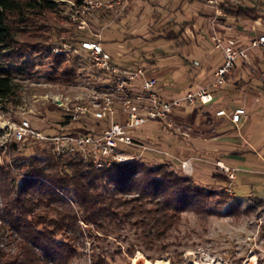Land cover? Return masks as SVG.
Listing matches in <instances>:
<instances>
[{"label":"rangeland","instance_id":"374dc122","mask_svg":"<svg viewBox=\"0 0 264 264\" xmlns=\"http://www.w3.org/2000/svg\"><path fill=\"white\" fill-rule=\"evenodd\" d=\"M56 1L60 5L58 14L45 17L48 26L53 24L56 31L40 40L34 35L33 24H20L11 18L17 34L16 55L35 67L18 78L20 87L16 99L0 105V264H23L18 249L21 236L11 228L9 204L17 196L18 186L28 178L30 166L37 160L48 170L59 160L79 158L58 156L50 144L33 139L16 144L8 135L23 121L45 134H53L64 121V112L54 105L53 98L74 97L80 91V82L87 80L86 61L78 56L77 60L71 61L76 69L75 78L71 82L64 77L56 78L52 73L53 64L47 57L51 47H60L57 42L67 39L71 33L77 42L72 43L73 40L68 38L69 49L79 48V41L97 40L96 35L101 34L104 49L113 63L121 70H142L146 77L155 78L165 99L182 97L197 86L210 84L215 70L224 63L222 53L210 40V8L202 3L130 0L122 12L97 11L86 16L84 27L88 31H84L79 29L81 21L77 19L76 10L71 9L72 3L78 5L82 0ZM229 2L239 8L254 9L258 18L264 19V0ZM61 18L66 23H62ZM241 21L246 23L244 31H238L237 22L232 21L234 26L222 22L217 30L223 36L235 37L248 44L253 39L254 23L247 18ZM40 24L42 20L37 26ZM65 54L76 56L72 52ZM256 55L262 58H257L254 65L246 66L245 62L238 61L228 74L230 86L223 88L219 95L221 93L223 99L227 96L224 92L231 93L230 98L248 94V109L256 98L259 99L250 112L248 126L239 132L230 130L229 136L264 147V52ZM141 82V79L135 81L133 93H139ZM99 90H110V84H102ZM228 105L238 107L242 102L230 101ZM215 109L199 114L195 127L190 126L189 121L182 128L176 123L173 128L159 122L146 124L132 133L136 144L123 148L124 154L129 156L127 162H138L148 168L166 165L170 171L193 178L206 197L204 204L181 213L177 224L163 241L157 243V248L141 251V246L137 247L141 250L130 258L127 255L129 248L138 243L135 227L123 223V231L116 232L111 227L108 230L113 233L105 235L96 225H85L81 220L83 213L74 201L75 190L68 187L67 191L56 190L59 197L54 200L51 210L42 205L36 208L38 213L47 211L51 220L58 214L68 219L67 215L73 212L78 218L77 223L71 222L75 227L54 237V241L64 246L67 253L71 252L72 257L59 256L56 262L48 264H93L98 257L107 258L100 264H144L145 260L151 263L165 260L167 264H264V202L259 201L264 197V190L244 184L238 177L239 174H251L249 169L231 165L229 168L236 171L234 180L222 169L219 161L235 153L236 149L224 146L213 152L206 150L212 136L208 117ZM14 146H17L16 151ZM244 148L248 150L245 145L241 147ZM185 161H191L192 169L186 167ZM98 186L99 191L110 187L106 181L99 182ZM136 192L135 189L132 194L136 196ZM161 198L158 196L152 201ZM29 206L32 212L33 200ZM146 206L155 207L154 203ZM27 220L33 224V216ZM36 228L43 231L42 226ZM39 257L43 259L41 254Z\"/></svg>","mask_w":264,"mask_h":264},{"label":"trees","instance_id":"16d2710c","mask_svg":"<svg viewBox=\"0 0 264 264\" xmlns=\"http://www.w3.org/2000/svg\"><path fill=\"white\" fill-rule=\"evenodd\" d=\"M183 1L203 3V0ZM59 8L60 5L54 0H0V105L16 99L20 87L18 78L29 68L35 67L16 55L17 34L11 18L20 24H33L34 35L40 40L44 35L56 31L53 24L48 26L45 17L47 14L57 15ZM221 8L230 16L252 21L258 19L254 9L239 8L230 2L222 4ZM41 20L42 24L37 26ZM61 22L66 23V20L61 18ZM68 38L73 40L72 43L77 42L74 33ZM67 39L57 43L62 46L69 42ZM47 57L53 64L52 73L56 78L64 77L68 82L75 78L76 69L71 61L77 60V56L54 54L51 47ZM13 149L16 151L17 146ZM101 181H106L110 187L99 191L98 184ZM68 187L75 190L74 201L83 213L81 220L85 225H96L105 235H110L112 231L108 228L111 227L116 232L123 231V223L135 227L138 243L129 248L127 255L130 258L141 250L137 247L141 246V251L157 248V243L163 241L177 224L181 213L204 204L206 199L193 178L170 171L166 165L148 168L138 162H125L97 170L80 158H69L59 160L46 170L36 160L30 166L28 178L18 186L17 196L9 204L11 228L21 236L22 242L18 249L23 264H48L56 262L59 256L64 259L72 257L71 252L67 253L64 246L54 241V237L75 227L71 222L77 223L76 213L68 214L69 220L61 214L51 220L47 211L36 212V208L41 205L51 210L54 200L59 197L56 190L67 191ZM135 189L136 196L132 194ZM129 195L133 198H127ZM158 196L162 197L161 200L152 201ZM31 200L32 212L29 206ZM259 201L263 203L262 199ZM147 203H154V209L148 208ZM29 216H33V224L27 220ZM39 226L43 227V231L36 228ZM40 254L44 260L39 257ZM97 259L93 264L103 263L107 258Z\"/></svg>","mask_w":264,"mask_h":264},{"label":"built area","instance_id":"2783aa9c","mask_svg":"<svg viewBox=\"0 0 264 264\" xmlns=\"http://www.w3.org/2000/svg\"><path fill=\"white\" fill-rule=\"evenodd\" d=\"M56 1V0H54ZM130 0H82L72 3L80 20L79 29L88 31L84 26L88 15L97 11H124ZM229 0H203L210 8L208 16L211 23L210 40L216 50L222 53L223 65L216 71L212 82L199 86L182 97L165 99L155 78L146 77L142 70L129 72L119 69L112 57L104 49L101 34L97 40L79 41V48L69 49L68 44L53 48L54 54L73 53L86 61V82H80V91L74 97L53 98V103L64 112L62 125L53 134H45L28 121H23L9 132L11 141L22 144L28 139L50 144L58 156H78L84 163L91 164L97 170L110 168L128 161L123 148L135 145L132 136L134 130L151 122H159L167 128L174 127V115L183 106H207L215 102L216 95L227 85L228 74L237 66L238 61L251 62V54L264 49V19L253 21V39L245 44L235 37L223 36L217 30L220 23L233 24L222 4ZM56 3H58L56 1ZM73 18H76L75 16ZM141 79V90L134 92V83ZM108 82V83H107ZM87 86H84V84ZM89 83V85H88ZM110 84V90L100 91L99 87ZM246 115V110H218L216 116L228 117L237 125ZM231 180L235 179V170L222 166ZM259 173V172H258ZM263 176L264 171L260 173ZM264 202V197H263Z\"/></svg>","mask_w":264,"mask_h":264},{"label":"crops","instance_id":"0c3cea01","mask_svg":"<svg viewBox=\"0 0 264 264\" xmlns=\"http://www.w3.org/2000/svg\"><path fill=\"white\" fill-rule=\"evenodd\" d=\"M193 5H196V4H193ZM229 17H230L229 19L230 21L237 22L236 27L238 28V31H244L243 25H245L246 23L245 22L243 23L241 21V19L243 18L234 17L230 15ZM232 25L233 24H230V26ZM262 52H264V49H258V50L253 51L252 54L254 56V53H255V56L253 57L251 54V58H252L251 62L248 65L247 63H245V65L246 66L254 65V61L257 58H262V56L256 57L257 56L256 54L262 53ZM217 70H215L214 74L216 73ZM227 81L228 82L226 86L229 87L230 86L229 83L231 82V80L229 81L228 79ZM223 94H227V96L221 99L222 97L221 93L220 95L218 93L216 95L215 102L211 105H207V106L185 105L183 106L174 115L175 123L182 128V126L187 124V122L189 121L188 122L189 125L192 127H195L197 126V123H198L197 116L199 114H205L207 113V111L209 112L211 109L216 108L214 111V114L208 117V122L210 124L209 127L212 129L211 132L209 133L212 134V136L209 138V143L206 144L207 145L206 150L209 152H213V151H217L219 147H224V146H228L232 149H236L235 153L229 154L226 158H223V161H219L220 164L228 168L231 167V165L237 164L238 166L243 167V169H249L248 171H250L251 174H244V175L239 174L238 177H241L244 184L252 186L253 188H257L256 186H258L259 188H263L264 190L263 176L260 174L261 172L264 171V147H260L258 143L252 144V143L247 142V140L242 141L240 138L229 136L230 130L239 132L240 130L242 131L248 126V123L250 120V112L259 102V99L256 98L254 100V104L252 105V107L248 109V105H249L247 101L248 94H245L243 96H239L236 98L234 97L230 98L232 95L231 93L224 92ZM235 100L241 101L242 105H239L238 107H233L232 105H228L230 101L234 102ZM227 108H230L231 111H234L238 108H243L246 110V115L241 118L240 123L237 125L233 124L228 117L216 116V112L218 110H221V109L227 110ZM192 115H195L196 117L194 118L196 119H194ZM243 145H245V147H247L248 150H246L245 148L244 150L241 149ZM255 147H258V150H256ZM184 164L189 169H192L191 161H187V162L185 161Z\"/></svg>","mask_w":264,"mask_h":264},{"label":"bare ground","instance_id":"6f19581e","mask_svg":"<svg viewBox=\"0 0 264 264\" xmlns=\"http://www.w3.org/2000/svg\"><path fill=\"white\" fill-rule=\"evenodd\" d=\"M144 264H167V261H165V260H157L154 263H151L149 260H145Z\"/></svg>","mask_w":264,"mask_h":264}]
</instances>
